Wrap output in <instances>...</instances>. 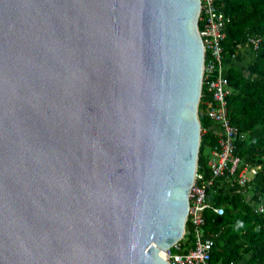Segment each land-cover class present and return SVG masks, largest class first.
<instances>
[{"label":"water","instance_id":"obj_1","mask_svg":"<svg viewBox=\"0 0 264 264\" xmlns=\"http://www.w3.org/2000/svg\"><path fill=\"white\" fill-rule=\"evenodd\" d=\"M201 0H0V264H171L197 179Z\"/></svg>","mask_w":264,"mask_h":264},{"label":"trees","instance_id":"obj_2","mask_svg":"<svg viewBox=\"0 0 264 264\" xmlns=\"http://www.w3.org/2000/svg\"><path fill=\"white\" fill-rule=\"evenodd\" d=\"M223 2L226 38L222 45L226 76L230 84V94L227 97L229 115L232 124L238 127L242 135L236 142V153L244 163L262 164L263 167L251 181L250 188L246 189L252 191L250 202L244 193L237 192L229 183H217L219 187L208 193V200L215 206H222L225 213L218 215L211 209L207 210L205 229L209 233L220 234L213 246L212 264L220 260L224 264H230L241 259L243 252L250 254L246 264H264V212H257L252 202L255 194H264V43L255 50L248 47L254 52V58L247 68L238 67L236 62L242 49L240 44H244L249 36H264V0ZM205 91L204 85L200 111L205 107ZM201 123L203 126L209 124L207 118H202ZM207 143L212 151L216 140L209 133L202 136L199 170L210 173L208 161L211 156L205 151ZM186 231L181 241L184 243L183 248L186 247L184 241L190 247L194 244L189 222L186 224Z\"/></svg>","mask_w":264,"mask_h":264},{"label":"built area","instance_id":"obj_3","mask_svg":"<svg viewBox=\"0 0 264 264\" xmlns=\"http://www.w3.org/2000/svg\"><path fill=\"white\" fill-rule=\"evenodd\" d=\"M223 5V0H201L200 21L207 68L204 79L205 107L199 112V117L207 118L209 122L203 126L202 136L209 133L216 140V144L212 148L208 161L211 172L207 173V170L198 169L197 179L189 194L190 212L187 222L191 225L194 244L185 251L186 248H183L184 243H181V240L168 249L165 259L171 264H212L213 246L220 234L206 231L205 212L211 209L218 215H223L225 209L212 204L208 200V193L219 187L217 184L219 181H225L237 192L246 194L247 187L263 167L262 164L244 163L236 153V142L242 135L238 127L232 124L229 115L227 97L230 94V84L226 76L222 45V41L226 38ZM263 43L264 36L254 35L249 36L246 42L239 46L255 50ZM255 199L256 211L263 213L264 194H255Z\"/></svg>","mask_w":264,"mask_h":264},{"label":"crops","instance_id":"obj_4","mask_svg":"<svg viewBox=\"0 0 264 264\" xmlns=\"http://www.w3.org/2000/svg\"><path fill=\"white\" fill-rule=\"evenodd\" d=\"M253 58H254V52L251 49L242 48L236 57V62L238 64V67L243 68V69L247 68V66L252 62ZM249 198L252 199L251 196ZM185 245H186L185 248L191 246L190 244L188 245L186 243H185ZM241 253H242V251H241ZM249 257H250V254H248V253L244 254V252H243V256L241 259L236 260L235 262H231L230 264H246L249 260ZM216 264H224V263L222 262V260H220Z\"/></svg>","mask_w":264,"mask_h":264},{"label":"rangeland","instance_id":"obj_5","mask_svg":"<svg viewBox=\"0 0 264 264\" xmlns=\"http://www.w3.org/2000/svg\"><path fill=\"white\" fill-rule=\"evenodd\" d=\"M205 151L208 153L209 156H211V151H210V146L209 143H207V145H205ZM250 188V187H249ZM248 188L247 193L245 194L247 199H249V202L251 201V198H249L250 196L252 197V191ZM254 204L257 203L256 199L254 198L252 201ZM186 243V241H184Z\"/></svg>","mask_w":264,"mask_h":264},{"label":"bare ground","instance_id":"obj_6","mask_svg":"<svg viewBox=\"0 0 264 264\" xmlns=\"http://www.w3.org/2000/svg\"><path fill=\"white\" fill-rule=\"evenodd\" d=\"M164 254H165V258H167L166 255L168 254V250L164 251Z\"/></svg>","mask_w":264,"mask_h":264}]
</instances>
